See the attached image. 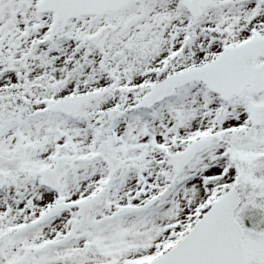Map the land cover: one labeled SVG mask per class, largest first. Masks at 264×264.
<instances>
[{"label":"snow or ice","instance_id":"snow-or-ice-1","mask_svg":"<svg viewBox=\"0 0 264 264\" xmlns=\"http://www.w3.org/2000/svg\"><path fill=\"white\" fill-rule=\"evenodd\" d=\"M0 264H264V0H0Z\"/></svg>","mask_w":264,"mask_h":264}]
</instances>
